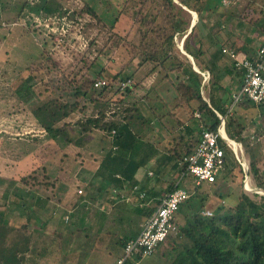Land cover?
<instances>
[{"label":"trees","instance_id":"16d2710c","mask_svg":"<svg viewBox=\"0 0 264 264\" xmlns=\"http://www.w3.org/2000/svg\"><path fill=\"white\" fill-rule=\"evenodd\" d=\"M80 1L85 2H79V0H37L32 4L27 3V12L23 14V17L27 18V24L33 28L39 25L36 18L54 19L51 21V28L42 26L38 30L42 34L47 33L52 40L55 37L59 38L58 41H52V52L59 53L62 49L69 50L70 54L75 55L78 59L75 65L64 64L69 70L66 75L64 74V78L70 89L67 98H64L65 101H62L63 98H54L50 102L37 103L38 105L34 109L33 115L45 129L46 134L50 133L47 135L49 139L53 140L52 134L58 132L61 139L70 141L66 125L63 128H56L55 124L60 118L66 119L71 114L77 113L80 118L76 123L81 128V136H88L91 131L95 130L103 132L106 136L99 137L97 147L102 148L101 150L111 149L114 146L116 149L122 150L133 142L136 144L138 134L134 132L133 128L137 126V123L151 122L150 116L153 115L147 111L151 110L154 113L156 106H152L146 101L143 104L140 102L127 104L126 99L131 95L135 86L142 87L141 83L155 73L165 75L163 82H165L167 92L164 95L172 96L173 100L171 101L176 102V108H187L190 119H195L196 111L201 114V118H198L199 121L197 120L201 123V127H198V124L197 127L189 126L186 129L187 132L184 131L186 133L176 137L177 139L184 141L189 137L194 140L193 137L197 136L195 130H202V134L203 128L218 130L221 124L218 113L223 117L227 115L229 98L233 96L235 89H240L244 76V71L235 69L231 59L223 53V48L234 49L243 55L255 54L262 42L258 44L257 48L253 47L255 42L253 36L256 35L257 38L260 34L259 40L264 42V17L260 20L261 24L257 25L256 23L254 27L249 28L248 22H246V11L253 5L251 8L255 12L264 15V0H249L247 10L241 12L229 10L224 5V0H179L180 3L176 0H123L120 9L115 10L114 8V12L111 14L109 11L102 14L97 5L87 3L86 0ZM233 1L229 0L230 3ZM256 3L262 8L260 11L254 9ZM5 8L0 2V19ZM25 10L23 9V12ZM191 11L196 12V22L192 28L191 21L184 19L183 16V13L191 15ZM135 24L138 25V29L133 39L130 38V35ZM74 26L80 30L78 31L85 41V48H82L81 39L71 38V28ZM55 28L57 31L53 30ZM64 28H68L67 33H63ZM257 29L261 31L258 33ZM185 35L186 38H184ZM183 40L187 53L185 55L178 49L179 43ZM124 42L129 43L131 48L124 47ZM47 46L48 44L43 48L45 52ZM120 47L126 50L132 65L129 64L127 67L118 69V72H115L110 78L107 75L109 68L103 62L106 59L111 61L110 63H114V59L108 56V52ZM41 50L39 49V52ZM36 53L38 54L37 48ZM180 53L183 54L182 58ZM190 57L194 58L199 72L193 69ZM48 59L53 62V65L58 66L52 53ZM135 66L137 67L136 71L137 69L140 72L142 69L145 71H142L143 77L139 78L137 72L131 70ZM204 72L210 75L207 80L202 75ZM227 76L230 78L226 81ZM35 78V76L29 75L17 87L18 94L24 100L22 102L27 105L36 96L35 83L31 82ZM98 81H107L108 84L97 87ZM124 83H127V86L121 88ZM21 86L23 87L20 89ZM204 90L209 92V100L204 98ZM50 93L54 96L53 90ZM194 101L198 103L196 107L192 105ZM243 105L251 108L256 106V103L245 99L236 108ZM158 106L166 108V113L173 115L174 108L170 109L169 103L163 101L157 105V108ZM181 110L183 111V109ZM261 112L264 115V110ZM234 116L227 118V122L229 121L227 123L228 135L232 139L243 141L238 136L234 138L231 131ZM262 124L263 122H260V125ZM147 127L150 126L146 125ZM192 140L190 141L192 144L186 146V151L183 154L182 150L176 153L178 157L181 156L180 162L183 156L195 151L200 139H195L193 142ZM221 141L224 147H227L225 141ZM247 141L244 139L243 142ZM40 143H42V139L38 135L33 136L24 153L30 156ZM75 144L83 145L82 138H77ZM194 145H196L195 148ZM246 146L249 149V144ZM90 148L89 146L88 151ZM225 152L224 172L213 184H217L222 178L228 186V183L234 184L240 178V189L226 188V192H219L223 202L226 201V198L228 201L234 200L235 210L224 216L204 215L206 211H209V209L204 210L205 201L208 198L201 192V187L210 184L203 182L197 186L195 197L191 195L188 200L184 201L176 214L177 236L175 237L176 233H174L172 234L174 237L170 235L165 241L170 246L173 245L175 256L171 264H264V194L255 193L252 198L243 191L242 185L246 177L244 168L237 158H234V161L229 158L227 149ZM79 157H84L82 152L79 153ZM249 165L248 175L253 178L255 176L258 189L264 191V180L259 179L258 173L255 172L256 163L249 161ZM183 170L185 169L183 168ZM132 178L133 174L128 179L126 177L130 182H132ZM58 181L60 180L54 178L51 172L42 169L41 172L33 171L23 177L21 179L23 186H17L18 184L16 185L13 181L10 182V186L3 193V199L8 202L6 212L0 211V246H2L0 264H42L43 254L45 257L50 255L53 264H72L70 259L72 247L76 245L77 241L75 240L78 239L82 231V228H76V226L79 224L83 226L87 222L88 202H82L77 212L67 211V214L72 217V224H68V220L63 218L62 226H60L61 234L58 239L45 233L46 227L55 216L57 205L51 197L41 195V191L55 187ZM111 182L120 183L115 177ZM4 184V180L0 179V185ZM79 190L82 188L78 187L76 195L78 198L85 199L84 191L82 190L80 193ZM173 190H175V185L171 186L170 192ZM193 198L196 202L188 203ZM160 205L161 202L157 208L151 207V209L139 211V213L151 217ZM221 209L220 205L215 213ZM11 210L17 211V214L13 216L14 219L16 218L20 222L21 220L26 221L24 226L11 227L8 225L10 223L9 211ZM198 211L202 212L201 215ZM179 213L186 220L183 225L177 222ZM77 214L79 216L75 218ZM68 215L65 214L66 217ZM75 219H78L79 224L75 222ZM76 235L77 237H75ZM181 237L188 239V242L182 244V249L175 245L177 238ZM127 242L128 240H125L123 247ZM170 254L172 255V253ZM138 259L141 257H137L136 261Z\"/></svg>","mask_w":264,"mask_h":264},{"label":"rangeland","instance_id":"374dc122","mask_svg":"<svg viewBox=\"0 0 264 264\" xmlns=\"http://www.w3.org/2000/svg\"><path fill=\"white\" fill-rule=\"evenodd\" d=\"M36 1L37 0H0V2H2L6 7L2 12V17L0 19V179H3L5 182L4 185H0V211H5L8 206V202L3 199V193L10 186L11 181L15 182L16 185L18 184L17 186H23V183L21 182L23 177H26L33 171L41 172L42 169H46L53 174L54 178H58L60 180L56 182L55 187H50L48 190L41 191V195L51 197L57 205L55 216L46 227L47 229L45 233L58 239L61 234L60 226H62L60 220L62 219L63 221L66 212L64 209L70 205L69 200H66L64 197L63 191L70 189L69 194L77 191L79 187L78 185L82 182L78 181V175L82 176L85 174L86 164L88 169L95 170L97 166L100 165L99 162L105 159V156H100L102 151L104 153H108L109 148L105 150H97L96 153L93 152L95 158H97L99 162L90 157L88 147L90 146L92 148H96L99 143V137L106 136L103 132H99L98 130L91 131L88 136H81V128L78 123H76L80 118L77 113L71 114V116L66 119L60 118L55 124L56 128H63L64 125H66V132L68 133V139H70V141H64L61 139L60 133L58 132L52 134L54 137L53 140L49 139L47 135H50V133L46 134L45 129L42 128L33 115L34 109L38 105L37 103L40 104L46 101L50 102L54 98H67L70 89L64 76L69 70L67 69V66H64V64L69 63L71 65H75L78 62V59L75 55H71L69 50L67 51L62 49L59 53L52 52V41H58L59 38L55 37L52 40L47 33L42 34L38 30L42 26L51 28V21H54V19L43 20L42 18H36V22H38L39 25L34 28L33 26L31 27L27 24V18L25 19L23 17V14L27 12V3L32 4ZM226 1L228 3L226 2L227 4L225 3L224 5H226L229 10L231 9L238 12L246 11L249 4V0H234L231 3L229 0ZM79 2L85 1L79 0ZM86 2L97 5L102 14L106 11H109L111 14L114 12V8L115 10L120 9L123 0H86ZM176 2L180 3L179 0H176ZM251 7H253V5ZM251 7L246 11V22H248L249 28L254 27L256 23L257 25L261 24L260 20L264 17L263 14L257 11L255 12ZM23 9L26 10L23 12ZM254 9L260 11L262 8L257 6L256 3L254 5ZM194 12L195 11H191V15L183 13L184 19L190 20L191 23H194V19L196 21ZM71 29V38L81 39L83 44L82 48H85V41L79 33L80 30L78 29V31L76 26ZM137 29L138 25L135 24L130 38H133ZM53 30L57 31L56 28ZM257 30L258 33L261 31L260 29ZM67 32L68 28H66L63 33ZM184 38H186V35ZM253 38L255 39L253 47L256 46L255 48H257L258 44L263 41L259 40L260 34L257 38L256 35L253 36ZM46 44H48V46L46 47L47 50L45 52V49L43 48H45ZM123 46H128V49L131 48V45L127 42H124ZM36 48L38 50V54L36 53ZM39 49L42 50L39 52ZM178 49H180L179 51H181L184 55L187 54L184 49L183 41L179 43ZM39 53L42 54L40 55ZM51 53L54 59L57 60L58 66L53 65V62L48 59L51 57ZM183 54L180 53L181 58L183 57ZM108 56L114 59V63H110L111 61H107L106 59L103 62L109 68L107 75L110 78L115 72H118V69L127 67L129 64L132 65L130 56L126 53V50L123 47L110 50L108 52ZM114 66L117 67L115 68ZM136 68L137 67L135 66L131 70L137 72L139 78L143 77L144 74L142 71L144 70L142 69L140 72L138 69L136 71ZM29 75L36 77L33 81H31L32 83H35L34 91L36 96L30 101L31 103L27 105L22 102L24 100L18 94L17 87L21 85L24 79L28 78ZM229 78L230 77L227 76L225 80L227 81ZM163 80H165L164 74L155 73L151 77H148L141 83L142 87L135 86L133 88L131 95H129L126 99V103L132 104L140 101H146L153 106L159 100H163L166 103H169L170 108H174L173 115L178 116L180 112H184L179 114L180 118L174 117L175 119L186 121L190 117V114L187 113L189 111H187V108L185 109V107L176 108V102L171 101L173 100L172 96L170 94V96L167 95L168 97L164 95L167 92V88L165 87V82H163ZM134 82L137 83L136 81ZM22 87L23 86H21L20 89ZM52 90L54 96L50 93ZM236 90L238 89H235L233 92H237ZM203 96L206 100H209L208 91L204 90ZM231 100L232 96L229 98L230 102ZM62 101H65V99ZM230 102H228V104H231ZM192 105L193 107H196L198 105L197 101L192 102ZM263 105L256 104V106L251 108L247 105H243L236 108L234 113L235 119L233 118L232 120L231 128L234 138L238 136L243 141L244 139L248 140L247 143L237 139L238 142L242 144V147H239V150L236 149L239 162L247 164L248 169H250L249 161L256 163L255 172L258 173V178L262 180H264V115H262L263 112H261L264 110ZM181 109H183V111ZM171 119L172 118L169 117L168 120ZM175 119H172L173 124L167 125L168 131H176L178 125ZM189 121L192 127H195L198 124L196 119L191 118ZM260 122H263V124L260 125ZM146 125H149L150 127L146 128ZM145 128L146 131L148 130L149 132H145ZM133 130L138 134V140L136 143H138L139 148H142L143 145H145L143 143H147L152 147L155 146L157 149L164 151L166 137L160 138L157 136L156 132L152 129V124L150 122H146V124L142 125L137 123V126L134 127ZM226 133H228V131ZM37 135L42 139V143H40L38 147L32 151L30 156H28L24 152L32 137ZM79 137L82 138L83 145L81 146H77L75 144V140ZM173 142L174 141L172 139V144ZM244 143L249 144V149ZM138 146H136L133 151L134 159L139 153ZM225 148L227 149L229 158L234 161V158H237L235 151L229 149L228 147ZM80 152H82L84 157H79ZM147 153H149V150ZM84 160L87 161L86 164L84 163L85 165L82 164ZM149 164L151 163L148 162L144 166V171H147V169L155 170L156 167L153 165L150 166ZM175 174L173 182H179L182 188L188 190L192 197H195V189L197 186L195 184L194 177L189 174L186 177H182L181 171L177 172L176 175ZM249 178L250 182L257 187L256 177L254 176L253 178V176H249ZM239 181L240 178H238L236 183H228V186H226V183H224L221 178L215 185H202L201 192H203V195L208 198L205 201L206 204L204 210L209 209L212 214L223 216L233 212L235 210L234 200L228 201L226 198V201L223 202V200L220 199L219 192H226V188H230L231 190L240 189L239 187L241 184ZM206 186L207 188L205 189ZM242 187L245 193H248L250 197L254 198L253 195L255 194L251 191H247V189L244 188V183ZM257 194H264V192L259 190V193ZM190 200L191 201H188L190 204L196 202L194 198ZM220 205L222 209L218 210V213H215ZM89 212L90 214H88L87 222H85L83 226L79 224L77 221L78 219H75V222L79 224L76 228H82V231L78 239L76 238L75 240L77 241L76 245H73L72 243V255L70 256L71 262L72 264H114L117 258L123 255V248L120 246L118 235L111 232V228L117 227L119 224L116 223L113 216H110V218L108 216L110 226L107 224V221L105 222L104 214L99 215V218L95 219L97 216L95 212L97 211H93L89 208ZM198 213L201 215L202 212L198 211ZM13 216L14 214L9 213L10 219H12ZM78 216L79 215L77 214V217L75 218H78ZM43 217L45 218V215ZM16 221L17 219L15 218V221L11 222V224L15 225ZM185 221L186 220L183 218V215L179 213L177 215V222L183 225L185 224ZM67 223L70 225L72 224V217H69ZM106 226V231H103L101 228ZM119 229H115L117 231L115 232L118 233ZM107 230L109 232L108 234H106ZM77 235L75 237H77ZM174 236L176 237L177 233ZM176 241L177 243L175 245L182 249V244L188 242V239L181 237L177 238ZM1 247L2 246H0V253ZM170 253H172L173 256ZM174 256L173 245L170 246L167 242H165L159 246L152 256L146 257L143 264H171ZM46 259L49 261H46ZM41 263L53 264L52 257L47 255Z\"/></svg>","mask_w":264,"mask_h":264},{"label":"crops","instance_id":"0c3cea01","mask_svg":"<svg viewBox=\"0 0 264 264\" xmlns=\"http://www.w3.org/2000/svg\"><path fill=\"white\" fill-rule=\"evenodd\" d=\"M194 13L196 16V12ZM194 22H196L195 19ZM248 56H250V53H248ZM190 59L192 66L194 62L193 69L199 72L200 70L197 68L194 58L190 57ZM160 102L163 101L159 100L157 103H155L156 108ZM140 103L143 104L144 101H140ZM229 105L230 104H228L227 107H229ZM156 108L154 110V113L151 110V113L149 111H147V113L155 116H150V123L152 124V129L154 130V132H156L157 136H159L160 138L166 137L164 151L157 149L155 146L152 147L150 144L147 143H143L145 145H143V147L140 146L142 148H139L138 143L135 144V142H133L131 145H127L125 149L123 148L122 150L116 149V147L114 146L115 148L113 147L109 149L108 153H104L102 151L100 156H105V159L99 162V160L95 158L93 152L96 153L97 150H101L102 148H98L97 146L96 148L91 147L88 151L90 153V157L94 158L97 162H99L100 165L97 166L95 170L88 169L86 164L87 161H83L86 164V172L82 176L78 175V181H82L80 182L81 184L78 186L79 188H82L84 194L86 195V198H78V196L76 195L77 191H71L73 192L72 194H69L70 189L63 191L66 200H69V204L72 203V205H69V207H65L64 210L66 211V215H68V212H77L82 202H88V207L86 208L88 209V214H90L89 208L93 211H97L95 212V214H97L95 219L99 218V215L104 214L105 222L107 221V224H109V218L110 216H113L119 226L111 228V232H114L118 235L120 246L123 249V243L125 242V240L127 241L130 238H134L139 235L143 228V225L150 218V216L140 215L139 211H146L147 209H151V207L157 208L161 200L168 193H170L171 186L175 185L176 188V184H178L179 182H173L174 174L183 171L182 165L179 164L181 156L178 157L176 153L182 150L183 154L186 151V146L192 144L190 143L192 139H189V137L186 138L184 141L176 138L180 136L181 133L184 135V133L187 132L186 129L191 126V123L189 121L190 118L186 121H182L181 119H175L179 117V114L184 112H180L178 116H175L166 113L167 109L164 107L158 106V108ZM195 113L194 118L198 120V117H196ZM169 117L175 119L178 125L176 131L174 132L168 131L167 128V125L173 124L172 119L168 120ZM138 124L142 125L143 123ZM200 125L201 123L198 122V127H201ZM201 131L202 130H195L197 136L193 138L199 140L201 137ZM145 132L149 131H146L145 128ZM172 139L174 141L173 144ZM195 139L192 140V142L195 141ZM136 146H138L139 153L136 155L135 160L133 151ZM195 147L196 145H194V148ZM148 150L149 153H147ZM106 157H108V160H106ZM148 162L151 163L149 164L150 166L153 165L156 167L155 170L147 169V171H144V166ZM84 163L83 165H85ZM132 174L133 180H131L132 182H130L127 179L132 177ZM114 177L116 180H119L120 183L116 182V184H114V182H111V180L113 181ZM3 212H6V210ZM9 213L17 214V211L11 210V212ZM69 217L70 215H68V217L65 216L67 220ZM14 221V218L10 219V223H8V225H10L11 227H21L26 224V221L21 220V222L16 221L18 223L15 222V225H12L11 222ZM60 221H62V219ZM117 228H121L119 229L118 233H116L117 231L115 230ZM101 229H103V231H106L107 226L102 227ZM108 233L109 232L107 230L106 234ZM44 255L45 254H43V258H41V261L45 258ZM144 259L145 258L138 259V264H143ZM46 261L49 260L46 259Z\"/></svg>","mask_w":264,"mask_h":264},{"label":"built area","instance_id":"2783aa9c","mask_svg":"<svg viewBox=\"0 0 264 264\" xmlns=\"http://www.w3.org/2000/svg\"><path fill=\"white\" fill-rule=\"evenodd\" d=\"M227 1L224 0L225 4ZM228 3V2H227ZM226 3V4H227ZM223 53L233 62L236 70L244 71L243 81L239 91L232 96V103L228 107V113L223 117L220 113L221 124L217 131L203 128L200 140L195 151L192 154L183 156L180 164L185 170L182 171V177L188 174L192 175L196 186L203 182L213 184L222 175L226 165V152L222 141H225L227 147L235 151L242 144L235 139L230 138L226 133L227 118L234 115L236 106L245 99L256 103H264V42L255 51L254 55H243L234 49L223 48ZM205 80L209 78V73H202ZM107 81H98L96 86H105ZM124 83L121 88H125ZM196 117L201 118L199 112ZM237 149V150H236ZM245 171L244 188L252 193H259V190L250 182L248 175V165L241 163ZM82 193V190H79ZM261 192H264L261 190ZM191 194L185 188L176 184L175 190L170 192L161 200L158 210L146 221L139 235L131 238L123 249V255L117 259L115 264H138L137 257L146 258L154 254L157 248L165 242L168 237L178 232V226L175 223V217L182 203L190 198ZM204 215L212 216L210 211Z\"/></svg>","mask_w":264,"mask_h":264},{"label":"water","instance_id":"95a60500","mask_svg":"<svg viewBox=\"0 0 264 264\" xmlns=\"http://www.w3.org/2000/svg\"><path fill=\"white\" fill-rule=\"evenodd\" d=\"M186 9V8H185ZM195 25V22L194 23H192V26H191V28L193 27ZM183 43H184V40H183ZM182 48H183V46H182ZM193 66H194V62H193Z\"/></svg>","mask_w":264,"mask_h":264}]
</instances>
